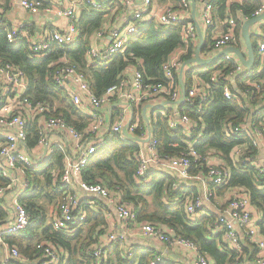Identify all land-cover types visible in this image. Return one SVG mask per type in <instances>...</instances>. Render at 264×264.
<instances>
[{"label": "built area", "instance_id": "2783aa9c", "mask_svg": "<svg viewBox=\"0 0 264 264\" xmlns=\"http://www.w3.org/2000/svg\"><path fill=\"white\" fill-rule=\"evenodd\" d=\"M18 1L20 7L37 13L42 7L41 1ZM95 8L101 7L96 0H74ZM242 0H226L227 9L235 2ZM258 8L251 18L264 13V0H257ZM199 17L204 30L213 27L209 43L204 51L200 50V57L208 59L223 49L235 47L247 59V48L242 36L243 23L251 18L240 16L237 19L228 16L224 20L216 22L212 9V0H200ZM120 15L126 8L127 17L123 19V25L110 26V41L106 47L99 51L95 47L88 48L86 60L106 59L113 54L123 53L128 38L138 31L137 23L154 19L160 25H180L181 40L185 45L193 43L195 48L198 43V32L195 24L188 16L190 9L189 0H179L177 7H166L162 13L155 16L148 8L150 0H144L137 5L133 0H122ZM49 10V9H47ZM59 17L65 18L66 27L62 31H52L48 35L38 37L30 42V50L39 56H45L52 51V45L64 46L75 41L79 34L76 24L74 6L58 9ZM220 25V31L214 28ZM4 25V19L0 13V26ZM108 29V30H109ZM7 38L11 42L17 41L20 36V27H8ZM102 27L98 36L104 35ZM258 33V36L255 35ZM203 35V34H202ZM249 36L255 40L253 45L254 59L251 66L244 65L235 52L224 53L214 63V69L209 75V82L198 77L195 71L188 76L183 83L185 92L183 105L193 113L202 112L208 103L211 93L209 84L215 83L222 86V95L225 99H238L237 94H243V98L252 102L249 116L242 122L234 124L231 121L224 125V134L229 138H247L255 153H244L245 144L236 146L231 153V158L236 162L249 163L258 176L264 177V18L250 26ZM203 36V44L205 43ZM202 48V47H201ZM179 52H173L162 64L161 70L164 81L152 82L150 78H144L143 71L133 66V73L127 78H120L116 83L106 89L102 95H96L91 89L85 75L80 72L68 60H60L55 64L51 79L68 97L72 105L86 116L88 123L83 131H78L61 116L52 114V108L45 103H33L27 95V78L20 68L11 64L0 65V173L7 184L0 185V208L6 213L3 223H0V243H2V256L0 264H6L10 258L25 257L19 255L15 245L9 246L3 241L2 235H16L34 224L30 213L20 201V196L33 189L24 172V165L36 166L44 161L45 154L50 155L55 149L63 154L62 168L54 181L59 182L62 192L57 203L49 211L47 207V225L55 231H72L83 225L88 207L98 209L96 199L105 202L109 208H113L117 223L110 224L109 231L99 239L94 246V264H103L107 248L115 242L127 240L131 230L138 231L143 237L156 240L163 244L173 243L189 249L195 253L194 264H212L206 255L198 251L197 245L186 238L175 236L167 226L153 224L147 221H138L134 207L121 200L120 195L111 191L100 183H88L82 179V171L92 154L98 147L104 146L109 141L105 137L116 133L122 140H132L138 145L136 159L138 162L137 174L145 176L149 171L159 169L176 178L173 184L177 188L181 182L197 181L205 188V198L211 199L213 190L229 183L231 173L222 157L214 150L202 153L194 147V141H188L185 151L179 155L160 153L156 147L157 139L152 134L151 120L146 113L139 119V112L143 109L159 105L160 112L169 111L167 124L171 129L183 128L188 132L195 125L190 115L177 109L168 108L165 103L175 102L182 98L179 71L183 62L180 59L185 48H178ZM195 51V49H194ZM137 62L141 63V60ZM57 64H60L56 67ZM241 85L245 87L241 92ZM113 102L115 104H113ZM112 103V104H111ZM112 105V114L116 119L108 121L106 109ZM114 117V118H115ZM142 119V123L140 120ZM37 120L39 135L37 146L31 150L26 147L28 124ZM139 129L140 135L135 131ZM43 150L44 157L39 156ZM46 160V159H45ZM201 166H205V169ZM190 173L192 169H197ZM242 167V166H241ZM204 197L196 196L188 199L185 210L191 218L197 216L198 209L203 208ZM49 211V212H48ZM107 219H111L110 212L106 213ZM262 216L251 203L244 190L231 193L224 210L217 215L218 225L224 231V241L228 248L240 254L244 244L251 249H256V256L248 264H264V223ZM39 256L34 257L30 264H62V257L66 255L63 248L54 244L36 240L34 242ZM162 253L150 264L163 262Z\"/></svg>", "mask_w": 264, "mask_h": 264}, {"label": "trees", "instance_id": "16d2710c", "mask_svg": "<svg viewBox=\"0 0 264 264\" xmlns=\"http://www.w3.org/2000/svg\"><path fill=\"white\" fill-rule=\"evenodd\" d=\"M212 1L213 16L215 18V14H218L219 21L228 16L237 21L240 16L251 18L259 6L257 0H242L235 1L227 9L226 0ZM116 4L117 0H110L99 8L87 5L81 11L78 21L79 34L76 40L64 46L52 45V51L42 57L34 54L27 41L21 37L15 42L9 41L6 36L9 26L6 22L0 26V65L11 64L20 68L28 80L26 93L29 99L33 103L48 104L53 110V115L61 116L78 131L86 128L88 119L72 105L65 93L51 79L54 63L70 57L69 62L85 75L94 93L102 95L122 77L126 67L130 65L143 71L146 80L150 78L152 82H163L165 79L161 66L177 48H185V52L180 56L182 62L189 60L194 53L193 43L185 45L182 42L180 25H160L151 19L137 23L138 31L128 38L123 53L117 52L106 59L88 62L87 36L103 26L105 16ZM117 6L120 8V5ZM212 29L213 27H210L206 31L202 52L209 43ZM252 43L255 44L254 39ZM138 60H141V63L137 62ZM58 65L60 64L56 67ZM213 69V65L191 66L184 73L185 82L188 83L187 78L194 70L198 77L209 82V75ZM209 88L211 97L202 112L193 113L183 105L179 106V109L187 112L195 122L188 132H184L183 128H169L168 110L165 113H157L155 120L150 121L152 134L157 139L156 147L160 153L179 155L185 151L188 141L196 139L201 133L194 141V147L202 153L214 150L230 169L229 183L217 189L224 191L230 187H238L239 190H244L262 216L263 224L264 177L258 176L249 163L236 162L231 158L236 146L245 144L241 157L244 154L246 156L255 153V149L247 138H229L225 136L223 130L226 123L231 121L238 124L249 116L252 102L243 98L241 93L237 94L238 99H225L220 84L211 83ZM244 90L245 87L241 85V92L243 93ZM140 132L137 129L136 136H139ZM109 136V142L98 147L90 157L82 171L83 180L88 183H100L119 194L122 201L134 207L138 221L165 225L175 236L193 241L198 251L206 255L212 264H248L254 260L256 249H251L249 245L244 244L240 254L228 248L224 241V231L216 223V213L207 211L193 218L187 214L185 210L187 200L198 196L191 186L181 182L175 188L173 184L176 178L159 169L151 170L145 176H139L135 156L139 149L138 145L129 139L122 140L116 133H111ZM39 138L38 122L32 120L27 128L26 147L29 150L35 148ZM62 158V152L55 149L38 165L23 166L26 178L33 189L21 195L20 201L30 213L34 224L20 234L2 235L5 243L9 246L15 245L19 255L26 258V261L21 258H10L6 264H30L34 257L39 256L34 246L36 240H44L63 248L66 255L61 259L62 264H94V246L106 233L108 225L106 213L109 208L105 202L96 199L98 209L88 207L83 225L72 231H55L46 224V206L55 205L62 192L59 182L54 181L62 168ZM201 167L205 169V166ZM201 167L192 169L190 173H195ZM5 184L7 182L0 173V185ZM200 210L198 209L197 212L200 213ZM5 218V211L0 208V223H3ZM158 254L159 251L143 239L130 241L127 239L124 242L110 244L103 264H150ZM1 256L2 243H0V259ZM157 264L178 263L165 259Z\"/></svg>", "mask_w": 264, "mask_h": 264}, {"label": "crops", "instance_id": "0c3cea01", "mask_svg": "<svg viewBox=\"0 0 264 264\" xmlns=\"http://www.w3.org/2000/svg\"><path fill=\"white\" fill-rule=\"evenodd\" d=\"M31 1H41L42 2V7L39 10V12L31 13L23 9L22 7H20L18 1L10 2L9 0H0V13L4 19V23L6 22L7 26L9 27H12V26L20 27L19 37L25 39L29 45H30V42L35 38L48 35L52 31H62L66 27L67 21L65 18L59 17V15L57 14L58 9H64L66 7L74 6V11L76 13V24L78 27V21L81 15V11L85 9L86 7L83 3H77L74 0H31ZM96 1L99 2L101 6L110 2V0H96ZM121 1L122 0H117V4L120 5V8L122 7ZM143 1L144 0H133L136 6L141 5ZM178 1L179 0H150V5L148 6V8L151 9V13L153 15L157 16L160 13H162L166 7H177ZM189 1H190V9L188 11V16L193 23L194 21L198 22L203 36L206 37L207 35L206 30H204L203 26L201 25L202 22L199 17V5L201 2L195 0V3H196L195 11L193 12L192 0H189ZM117 4L113 6L110 10L111 12L105 16V20L102 26L105 28L104 35H102L101 37L97 35V32L102 28L101 27L100 29L93 31L91 34L87 36L89 48L92 46V47H95L99 51L103 50L106 47L107 43L110 41L109 34L111 30L109 29V27L110 26L119 27L123 25V23L125 22L123 19L127 17L126 12L128 11V8H126L124 12L120 15V10L122 8L121 9L118 8ZM216 22H219V20L217 19ZM214 29L216 30V27ZM216 31H220V30H216ZM175 52L176 53L179 52L178 48L175 50ZM194 54H195V51L192 54V57H194ZM62 60L69 61L71 60V58L66 57V58H62ZM191 66H194V65L189 64L186 67L189 68ZM132 68L133 66L131 65L126 67L122 77L126 79L128 75L130 76L133 73ZM27 84H28V80H27ZM113 104L115 103L113 102ZM165 104L166 106L168 104V108H172L173 110L179 107L178 104H170V103H165ZM153 110L160 112L159 108H154ZM112 111H113L112 105L107 107L106 118L108 121L116 119L115 115L112 114ZM150 112L151 110L143 109V111L141 113L139 112L138 114L139 119L142 118L143 115L146 113V116L150 120H153L150 116ZM39 156L44 157L43 150H41V152L39 151ZM45 157H46L45 159H47L46 154H45ZM184 182L187 186H191L194 192L195 191L197 192L196 193L197 195L205 198L206 191L200 182H197V181H184ZM237 190H239L238 187H230L224 191H221L220 189L213 190L214 191L212 195L213 197L211 199L205 198L203 208L200 210V213L197 212L196 217H199L205 214L207 211L216 213V215H218L220 212L224 210V207L231 193ZM48 206H53V205L51 204ZM51 209L52 207H50L49 211ZM108 212H110L111 219L110 220L107 219L108 225L106 228V232L109 231L110 224H112V222L117 223L113 208L109 207ZM127 239L129 241L136 240V239L145 240L148 245H150L151 247L154 246L156 250L162 253L163 258L166 260L175 261L178 264H194V260L196 256L195 253L189 249L178 246L176 244H173V243L163 244L156 240L145 238L136 230H131Z\"/></svg>", "mask_w": 264, "mask_h": 264}, {"label": "water", "instance_id": "95a60500", "mask_svg": "<svg viewBox=\"0 0 264 264\" xmlns=\"http://www.w3.org/2000/svg\"><path fill=\"white\" fill-rule=\"evenodd\" d=\"M104 3V2H103ZM195 0H192V8H193V12L195 11ZM264 18V13H262L259 16H256L254 18L248 19L246 20L243 25H242V36L244 38L245 41V45L247 48V59L244 57V55L235 47H230V48H226L223 49L222 51L218 52L216 55H214L211 58L208 59H203L200 57V50L203 44V35L200 29V26L198 24V22L194 21V24L196 26L197 32H198V43L196 44V48H195V54L194 57L190 58L189 60H186L185 62H183L182 67L179 71V82L181 85V92H182V98L175 102L177 104L181 103L183 101V95L185 92V87H184V83H183V72L186 69V66L189 64H193V65H210L212 63H214L218 58H220L224 53L227 52H235L237 54V56L239 57L240 61L246 65L247 67L251 66L253 59H254V49H253V45L251 43V39L249 36V29L250 26L256 22H259L260 20H262ZM153 109L154 108H160L161 106L156 105V106H151ZM146 108V107H145ZM144 108V110H145Z\"/></svg>", "mask_w": 264, "mask_h": 264}, {"label": "rangeland", "instance_id": "374dc122", "mask_svg": "<svg viewBox=\"0 0 264 264\" xmlns=\"http://www.w3.org/2000/svg\"><path fill=\"white\" fill-rule=\"evenodd\" d=\"M215 19L217 20V19H219V15L218 14H215ZM216 30H221L220 29V26L217 24V26H216ZM255 35H257L258 36V33H256ZM252 39H254V38H252ZM210 65H212V64H210ZM194 66H201V65H194ZM195 71V70H194ZM192 72V71H191ZM196 72V71H195ZM148 110H151V112H150V116H151V118L153 119V121H154V119L156 118V115H157V113H158V111H156V110H153V109H151V108H148ZM162 113V112H161ZM105 139H106V141H109V138L108 137H105ZM48 156H49V154L47 155V158H48ZM47 207H48V210L50 209V207L51 206H46V209H47Z\"/></svg>", "mask_w": 264, "mask_h": 264}]
</instances>
